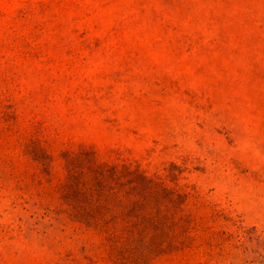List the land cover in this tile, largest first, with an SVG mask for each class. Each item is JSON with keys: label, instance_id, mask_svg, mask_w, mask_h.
Here are the masks:
<instances>
[{"label": "rangeland", "instance_id": "374dc122", "mask_svg": "<svg viewBox=\"0 0 264 264\" xmlns=\"http://www.w3.org/2000/svg\"><path fill=\"white\" fill-rule=\"evenodd\" d=\"M0 264H264V0H0Z\"/></svg>", "mask_w": 264, "mask_h": 264}]
</instances>
